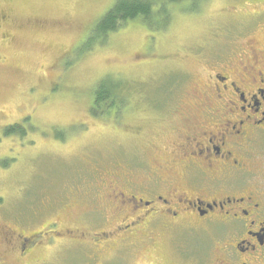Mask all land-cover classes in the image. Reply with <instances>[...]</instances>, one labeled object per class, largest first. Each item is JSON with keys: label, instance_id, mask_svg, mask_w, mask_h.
<instances>
[{"label": "rangeland", "instance_id": "1", "mask_svg": "<svg viewBox=\"0 0 264 264\" xmlns=\"http://www.w3.org/2000/svg\"><path fill=\"white\" fill-rule=\"evenodd\" d=\"M116 1L0 0V264H179L176 247L180 261L214 260L203 236L154 249L94 247L100 238L91 232L108 227L88 212L97 203L90 194L101 181L114 184L120 170L138 168L142 152L167 145L168 137H153L162 126L152 119L182 107L232 44L264 46V0H200L194 11L189 1L168 5L165 28L154 31L136 19L103 44L92 43L93 28ZM238 56L237 65L249 60ZM106 78L120 80L125 101L95 115V88ZM15 125L21 135L3 136ZM102 207L108 217L109 206ZM66 228L91 235L46 241L48 231ZM7 230L42 236L20 257L4 238Z\"/></svg>", "mask_w": 264, "mask_h": 264}, {"label": "flooded vegetation", "instance_id": "2", "mask_svg": "<svg viewBox=\"0 0 264 264\" xmlns=\"http://www.w3.org/2000/svg\"><path fill=\"white\" fill-rule=\"evenodd\" d=\"M256 45L250 39L239 49L232 44L182 107L152 119L162 126L153 137H168L167 145L142 152L138 170H120L114 184L97 185L90 194L97 203L88 212L102 216L108 229L91 232L100 238L94 247L118 242L130 251L154 249L165 240L203 236L215 251L210 264H264V46ZM236 54L249 60L237 65ZM102 205L109 206L108 217L99 211ZM49 233L48 242L91 235L70 228ZM36 235L25 238L9 230L4 238L21 257ZM177 249L176 262L196 264L191 258L180 261Z\"/></svg>", "mask_w": 264, "mask_h": 264}, {"label": "trees", "instance_id": "3", "mask_svg": "<svg viewBox=\"0 0 264 264\" xmlns=\"http://www.w3.org/2000/svg\"><path fill=\"white\" fill-rule=\"evenodd\" d=\"M188 1L190 2L189 9L196 10L200 0H117L93 28L90 39L92 43L101 45L112 32H116L124 24L136 19L154 31L159 28L163 29L169 22L168 5ZM95 89L92 109L95 115L123 106L125 100L122 97L124 92L120 80L103 79ZM21 133V126L15 125L6 128L3 136L21 135Z\"/></svg>", "mask_w": 264, "mask_h": 264}]
</instances>
